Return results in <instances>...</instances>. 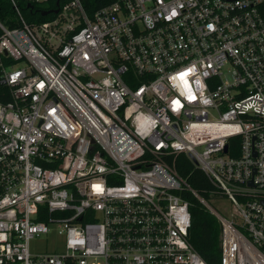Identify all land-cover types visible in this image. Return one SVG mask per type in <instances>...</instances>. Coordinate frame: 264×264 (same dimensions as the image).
Wrapping results in <instances>:
<instances>
[{
	"label": "built area",
	"instance_id": "1",
	"mask_svg": "<svg viewBox=\"0 0 264 264\" xmlns=\"http://www.w3.org/2000/svg\"><path fill=\"white\" fill-rule=\"evenodd\" d=\"M18 1L0 22V264H207L181 152L233 206L203 201L220 264H264V0H59L34 23ZM50 233L61 250H31Z\"/></svg>",
	"mask_w": 264,
	"mask_h": 264
},
{
	"label": "trees",
	"instance_id": "2",
	"mask_svg": "<svg viewBox=\"0 0 264 264\" xmlns=\"http://www.w3.org/2000/svg\"><path fill=\"white\" fill-rule=\"evenodd\" d=\"M56 0L44 2H32L33 8L27 7V2L18 1L22 16L28 23L40 22L50 19L53 13L41 15V11L55 7ZM112 0H83L82 5L88 16L99 7L110 3ZM0 22L8 28L18 26L19 21L10 0H0ZM4 88L0 85V98ZM6 98V97H4ZM238 137L231 138L228 143L230 154L236 156L238 149L231 151V142H238ZM236 142V143H237ZM173 166L178 174L185 180L194 191L184 189L182 197L189 204L191 224L189 228V240L197 250L201 258L207 264H220V223L216 216L203 203L208 205L210 197H220L218 191L208 179L206 174L184 153L174 154ZM75 264V263H68Z\"/></svg>",
	"mask_w": 264,
	"mask_h": 264
},
{
	"label": "rangeland",
	"instance_id": "3",
	"mask_svg": "<svg viewBox=\"0 0 264 264\" xmlns=\"http://www.w3.org/2000/svg\"><path fill=\"white\" fill-rule=\"evenodd\" d=\"M208 202L211 207L218 210L222 215L230 217L234 209L226 197H210ZM63 238L56 233L43 234L30 241L32 251L52 252L62 249Z\"/></svg>",
	"mask_w": 264,
	"mask_h": 264
},
{
	"label": "water",
	"instance_id": "4",
	"mask_svg": "<svg viewBox=\"0 0 264 264\" xmlns=\"http://www.w3.org/2000/svg\"><path fill=\"white\" fill-rule=\"evenodd\" d=\"M58 4H59V0H56V2H55L56 7L53 8V9H49V10L41 11V15H46V14H49V13H56V12L58 11V7H57ZM27 6H29V7L32 8V5H29V4H28ZM189 158H190L194 163H196L195 160L192 158L191 155H189ZM251 182H252V181L250 180L249 183H251ZM262 203H264V200H262Z\"/></svg>",
	"mask_w": 264,
	"mask_h": 264
}]
</instances>
